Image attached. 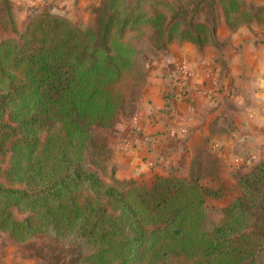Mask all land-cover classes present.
Instances as JSON below:
<instances>
[{
    "label": "trees",
    "instance_id": "obj_1",
    "mask_svg": "<svg viewBox=\"0 0 264 264\" xmlns=\"http://www.w3.org/2000/svg\"><path fill=\"white\" fill-rule=\"evenodd\" d=\"M130 1L105 0L96 27L44 8L18 37L0 39V153L10 152L5 173L15 184L0 183V230L18 241L39 232L67 239L74 264H246L234 236L245 222L247 233L264 236V162L240 179L242 195L224 210L237 221L209 229L212 191L198 175L138 184L99 174L111 157L102 129L133 111L135 89L117 83L125 73L139 80L125 29L149 23L156 41L177 36L199 46L213 37L205 22H187L188 2L152 0L151 10L146 0ZM220 2L231 28L259 21L240 0ZM13 207L25 215L15 217Z\"/></svg>",
    "mask_w": 264,
    "mask_h": 264
},
{
    "label": "crops",
    "instance_id": "obj_2",
    "mask_svg": "<svg viewBox=\"0 0 264 264\" xmlns=\"http://www.w3.org/2000/svg\"><path fill=\"white\" fill-rule=\"evenodd\" d=\"M14 1L28 10L33 2L57 4L74 18L101 2ZM217 7L216 17L206 13L199 19L213 32L204 45L175 36L166 41L163 52L146 58L135 113L114 126L110 164L118 180L150 183L154 175L181 171L180 166L190 164L202 146L214 156L234 155L241 133L245 141L264 135V28L254 21L231 28ZM182 65L189 70L190 87L184 96H177ZM1 237L0 233V264H42L26 258L23 245L11 244V239L3 243Z\"/></svg>",
    "mask_w": 264,
    "mask_h": 264
},
{
    "label": "rangeland",
    "instance_id": "obj_3",
    "mask_svg": "<svg viewBox=\"0 0 264 264\" xmlns=\"http://www.w3.org/2000/svg\"><path fill=\"white\" fill-rule=\"evenodd\" d=\"M26 1V4L30 3L29 0ZM183 1L188 2L190 6L189 11L187 12V22L190 18L193 19L192 23L199 21L203 15H206V13H212L216 17V6H218L223 12L220 0ZM240 1L244 9H248L250 12L253 10L256 12L258 10L256 15L259 21L255 20L254 22L264 28V0ZM104 2L105 0H101L99 4L90 7L89 13L87 12L80 15L78 18H74L73 16H67L65 14L66 12H61V7H58L57 4H48L42 1L33 2L34 5L28 10L25 7L26 5H23L21 2L10 0V3L8 1V6L11 7V9L10 13H7L5 10H1V8H5L7 2L0 0V39L18 37L19 33L24 31L27 22L34 15V13L41 11L44 8L52 11L53 13H58L68 17L70 21L77 26L96 27L98 25V18L100 16V11H98V9L105 10L107 13V7L104 5ZM130 2L134 3L135 0H131ZM150 2H152V0H146L145 6L147 7ZM116 3L119 4L118 2ZM95 7L97 8V11L94 10L96 9ZM153 8L158 9L157 6L154 5H152V7H148V9L151 10ZM216 12H218L219 15V11L216 10ZM19 20L20 24L18 23ZM155 33L156 29H154V27L149 23H141L137 28L127 30L125 29L123 37L133 43L137 48V54L133 64L135 65V74L137 77L139 76V80L135 81V79L129 77V73L128 75L125 73L121 80L118 81V89L122 90L123 92H130L131 89H135V95L133 100L130 102V104L133 105V111L128 114L118 115L116 122H118L121 118L122 120H127V118L132 117L135 113L136 98L139 95L141 84L145 80L144 71L147 67L146 58L149 57V55H156L160 52H163L166 48V42H153L152 39ZM116 122L111 127L102 129L106 136V141L111 148V156L113 149L112 142L114 140V136L116 135V130L114 128ZM244 138L245 135L241 133L238 137L239 140L237 142L239 143L237 151L234 155L225 154L214 156L213 152L209 150L208 146H202L201 148L197 149V154L193 156V160L190 162V164H183L180 166V168H182L181 171L176 169V172L167 174H174L184 177L190 176L192 173H194L200 177L201 183L209 191H212V193L208 194L206 197V228L208 229L224 221H237L235 216H232L229 213L226 214L224 210L234 199L242 195L240 179L254 170L255 166L259 162H264V135L256 134L254 137H250V139L247 141H245ZM110 159L111 157L106 162L105 168L99 170V174L105 182H113L114 178H116L114 165L110 164ZM9 161L10 152L9 150L5 149L0 153V183L4 185H15L10 183L6 177L5 171L9 165ZM155 176L156 175L153 176L152 180ZM135 181L138 184H150L152 182L142 183L137 180ZM12 212L13 215L18 218H22L25 215V213L19 210L17 207H13ZM253 217V214H250L249 219H253ZM250 229L251 227L246 222L238 227L234 236V242H237L240 244V246H246L247 252H245V254L242 256L243 259L249 260V262L246 264H264V236L255 234L254 232L247 233L250 231ZM0 233L2 236L1 241H3V243H10L7 241L11 239V244L14 242L18 245H23L24 251L27 255L26 258L38 260L42 264H74V262H71L73 258V247H71L72 245L69 244L67 239H60L58 236L48 232H39L26 240L18 241L14 240L5 231L0 230ZM245 235L247 236L245 237ZM80 249L82 253L87 251V248L84 246L82 247V245ZM77 264H83V262Z\"/></svg>",
    "mask_w": 264,
    "mask_h": 264
},
{
    "label": "built area",
    "instance_id": "obj_4",
    "mask_svg": "<svg viewBox=\"0 0 264 264\" xmlns=\"http://www.w3.org/2000/svg\"><path fill=\"white\" fill-rule=\"evenodd\" d=\"M182 77L178 78V90L176 91V95L178 96H184L186 92L188 91V88L190 87V83L186 79V75L188 74V68L186 65H182L180 67Z\"/></svg>",
    "mask_w": 264,
    "mask_h": 264
}]
</instances>
